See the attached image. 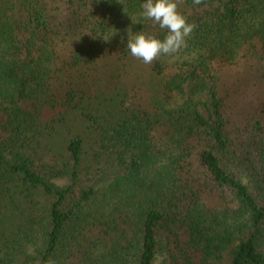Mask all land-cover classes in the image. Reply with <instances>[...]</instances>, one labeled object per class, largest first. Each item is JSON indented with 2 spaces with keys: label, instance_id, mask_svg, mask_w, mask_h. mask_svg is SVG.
<instances>
[{
  "label": "trees",
  "instance_id": "obj_1",
  "mask_svg": "<svg viewBox=\"0 0 264 264\" xmlns=\"http://www.w3.org/2000/svg\"><path fill=\"white\" fill-rule=\"evenodd\" d=\"M145 2L0 0V264H264V0Z\"/></svg>",
  "mask_w": 264,
  "mask_h": 264
},
{
  "label": "clouds",
  "instance_id": "obj_2",
  "mask_svg": "<svg viewBox=\"0 0 264 264\" xmlns=\"http://www.w3.org/2000/svg\"><path fill=\"white\" fill-rule=\"evenodd\" d=\"M203 0H193L199 5ZM142 17L150 20L153 26L158 25L166 31L164 39L143 32L133 34L131 28L127 29L128 39L126 48L136 59L145 65H151L159 56H172L187 47V39L191 37L196 25L189 23L178 11L177 0H146L142 4ZM133 22L134 19L132 18ZM108 41V37H103Z\"/></svg>",
  "mask_w": 264,
  "mask_h": 264
},
{
  "label": "rangeland",
  "instance_id": "obj_3",
  "mask_svg": "<svg viewBox=\"0 0 264 264\" xmlns=\"http://www.w3.org/2000/svg\"><path fill=\"white\" fill-rule=\"evenodd\" d=\"M56 184L59 185V186L64 185V184H63V180H59V181H57Z\"/></svg>",
  "mask_w": 264,
  "mask_h": 264
}]
</instances>
